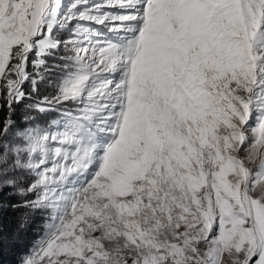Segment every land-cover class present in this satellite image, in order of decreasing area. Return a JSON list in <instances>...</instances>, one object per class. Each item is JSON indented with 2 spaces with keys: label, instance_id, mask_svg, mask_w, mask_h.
<instances>
[{
  "label": "snow or ice",
  "instance_id": "1",
  "mask_svg": "<svg viewBox=\"0 0 264 264\" xmlns=\"http://www.w3.org/2000/svg\"><path fill=\"white\" fill-rule=\"evenodd\" d=\"M0 193V264H264V0H0Z\"/></svg>",
  "mask_w": 264,
  "mask_h": 264
},
{
  "label": "trees",
  "instance_id": "2",
  "mask_svg": "<svg viewBox=\"0 0 264 264\" xmlns=\"http://www.w3.org/2000/svg\"><path fill=\"white\" fill-rule=\"evenodd\" d=\"M17 119H19V116ZM0 199H2L4 203L13 202L11 198L7 196V193L0 195ZM22 211L23 210L16 211L11 208L0 209V219H3L5 223L11 222L14 227L16 222L20 220ZM39 231L40 222L37 220L35 222H30L19 234H14L12 239L5 245L3 251L5 264H17L23 253H26L32 242L37 238Z\"/></svg>",
  "mask_w": 264,
  "mask_h": 264
},
{
  "label": "rangeland",
  "instance_id": "3",
  "mask_svg": "<svg viewBox=\"0 0 264 264\" xmlns=\"http://www.w3.org/2000/svg\"><path fill=\"white\" fill-rule=\"evenodd\" d=\"M4 193H0V195H3ZM25 253H23V255H24Z\"/></svg>",
  "mask_w": 264,
  "mask_h": 264
}]
</instances>
